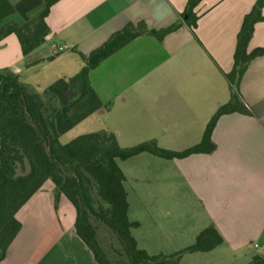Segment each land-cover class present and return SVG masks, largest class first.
<instances>
[{"label":"crops","instance_id":"crops-1","mask_svg":"<svg viewBox=\"0 0 264 264\" xmlns=\"http://www.w3.org/2000/svg\"><path fill=\"white\" fill-rule=\"evenodd\" d=\"M255 1L201 0L193 9L194 33L183 25L161 41L139 36L104 59L89 72L92 89L103 103H111L108 111L95 112L102 111L95 131L113 132L121 147L155 140L162 149L180 151L198 144L216 109L229 99L224 74L232 70L237 34ZM187 2L58 0L46 18L49 33L41 53L36 49L23 56L17 38L9 35L0 41V70H11L22 84L41 92L57 80L46 86L38 78L49 66L45 61L65 52L72 61L79 54L87 56L128 22L142 20L150 28H166L180 19ZM41 4L0 0V19L19 15L27 20L28 12ZM61 45L69 49L46 57L52 46ZM259 47H264V21L254 25L247 52ZM82 66L60 63L54 71L58 79L71 77L70 72ZM238 92L250 115L219 117L211 135L216 145L212 153L172 160L143 153L118 162L125 176L128 217L139 223L132 230L139 249L149 252L148 237L139 233V216L151 218L155 213L148 209L152 184H185L203 216L202 228L213 225L223 238L214 250L193 253L199 261L235 264L259 251L264 257V56L250 62ZM149 169L157 172L150 179ZM54 189L45 181L18 210L21 229L0 264H97L76 235L74 207L63 195L55 207ZM155 204L153 200L151 206Z\"/></svg>","mask_w":264,"mask_h":264},{"label":"trees","instance_id":"trees-1","mask_svg":"<svg viewBox=\"0 0 264 264\" xmlns=\"http://www.w3.org/2000/svg\"><path fill=\"white\" fill-rule=\"evenodd\" d=\"M57 1L42 0L39 7L28 12L27 20L19 15L0 19V41L14 35L23 56L38 49L49 33L46 18ZM200 1L188 0L180 19L166 28H150L142 20L128 22L87 56L79 54L83 66L75 75L61 77L41 92L22 84L11 70H0V263L21 229L16 213L47 180L55 187V207L61 195L74 207L76 235L97 264H179L186 254L207 253L222 245L223 238L209 225L191 245L173 254L150 255L139 249L132 235L139 223L128 217L125 176L118 162L143 153L162 160L210 154L216 149L211 135L219 117L235 112L250 115L238 86L250 62L264 56V47L247 52L254 25L264 21V0H256L243 17L233 67L224 74L229 99L216 109L198 144L180 151L162 149L155 140L121 147L109 130L82 134L67 143L59 141L96 111L111 107L92 89V69L139 36L161 41L183 25L194 33L197 17L193 9ZM246 264H264V257L254 255Z\"/></svg>","mask_w":264,"mask_h":264},{"label":"rangeland","instance_id":"rangeland-1","mask_svg":"<svg viewBox=\"0 0 264 264\" xmlns=\"http://www.w3.org/2000/svg\"><path fill=\"white\" fill-rule=\"evenodd\" d=\"M41 49L40 47L37 49L38 54L41 53ZM68 54L69 53L65 52L58 58L45 61V64H49V66L44 71L38 73L37 76L43 80L44 84L47 83L46 86L50 85L54 79H58L57 75L59 74H56L54 69L57 68L60 63L69 67L74 65L75 62L80 65L82 64L80 57H75L73 61L72 59H66ZM77 69L75 68L74 71L78 72L80 70L79 68ZM77 72H70L71 74L69 75H75L74 73ZM99 114L101 115L102 111L91 115L76 125L72 130L64 134L60 141L66 143L76 136L90 133L98 129L101 123ZM155 174H157L155 169H149V173H147L148 176L146 177L150 179L154 177ZM152 188L151 191L153 192L152 196L149 197L150 205L148 209H150V211L154 209L155 213L151 218H147L145 215L139 216L142 223L139 233L148 237V254L170 255L193 243V233H199L203 229L201 226L203 216L196 202L189 195L185 184H171L170 186L167 184L164 186L162 184H152ZM153 200L156 204L152 205V207L151 202ZM158 201H161V203L158 204ZM261 253L262 252L259 251L253 255H260ZM197 256L196 254L185 255L182 257L179 264H203L202 261H199V257ZM250 259L251 258L247 260L241 259L235 264H246ZM212 264H232V261H214Z\"/></svg>","mask_w":264,"mask_h":264},{"label":"built area","instance_id":"built-area-1","mask_svg":"<svg viewBox=\"0 0 264 264\" xmlns=\"http://www.w3.org/2000/svg\"><path fill=\"white\" fill-rule=\"evenodd\" d=\"M68 49H69V47H67V46H65V45H61V46H52V47L50 48V50H48V51L46 52V57H47L48 59H50V58H54V57L58 56L59 54H61L62 52L66 51V50H68Z\"/></svg>","mask_w":264,"mask_h":264}]
</instances>
